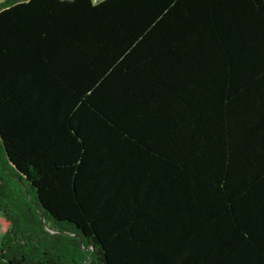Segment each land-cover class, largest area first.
Instances as JSON below:
<instances>
[{
    "label": "trees",
    "instance_id": "obj_1",
    "mask_svg": "<svg viewBox=\"0 0 264 264\" xmlns=\"http://www.w3.org/2000/svg\"><path fill=\"white\" fill-rule=\"evenodd\" d=\"M0 135V264H264V0L0 1Z\"/></svg>",
    "mask_w": 264,
    "mask_h": 264
},
{
    "label": "rangeland",
    "instance_id": "obj_2",
    "mask_svg": "<svg viewBox=\"0 0 264 264\" xmlns=\"http://www.w3.org/2000/svg\"><path fill=\"white\" fill-rule=\"evenodd\" d=\"M0 1H3V0H0ZM0 214H2L1 210H0ZM3 236H4V230L0 227V244L2 243Z\"/></svg>",
    "mask_w": 264,
    "mask_h": 264
},
{
    "label": "built area",
    "instance_id": "obj_3",
    "mask_svg": "<svg viewBox=\"0 0 264 264\" xmlns=\"http://www.w3.org/2000/svg\"><path fill=\"white\" fill-rule=\"evenodd\" d=\"M95 3H97V2H101V1H103V0H93Z\"/></svg>",
    "mask_w": 264,
    "mask_h": 264
},
{
    "label": "water",
    "instance_id": "obj_4",
    "mask_svg": "<svg viewBox=\"0 0 264 264\" xmlns=\"http://www.w3.org/2000/svg\"><path fill=\"white\" fill-rule=\"evenodd\" d=\"M0 139H1V135H0ZM46 225H48V224H46Z\"/></svg>",
    "mask_w": 264,
    "mask_h": 264
}]
</instances>
